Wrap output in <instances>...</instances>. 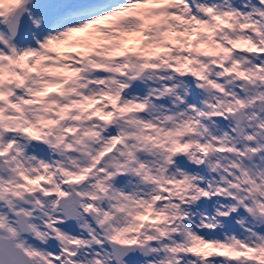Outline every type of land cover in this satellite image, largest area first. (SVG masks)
Wrapping results in <instances>:
<instances>
[{"label": "snow or ice", "instance_id": "1", "mask_svg": "<svg viewBox=\"0 0 264 264\" xmlns=\"http://www.w3.org/2000/svg\"><path fill=\"white\" fill-rule=\"evenodd\" d=\"M0 264H264V0H0Z\"/></svg>", "mask_w": 264, "mask_h": 264}]
</instances>
